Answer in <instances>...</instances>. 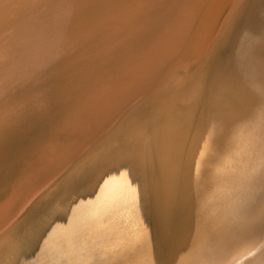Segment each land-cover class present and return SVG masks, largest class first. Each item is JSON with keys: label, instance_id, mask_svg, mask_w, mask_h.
Wrapping results in <instances>:
<instances>
[{"label": "bare ground", "instance_id": "1", "mask_svg": "<svg viewBox=\"0 0 264 264\" xmlns=\"http://www.w3.org/2000/svg\"><path fill=\"white\" fill-rule=\"evenodd\" d=\"M174 1L179 9L186 0ZM216 1L200 0L203 11L195 10L190 20L194 44L187 41L169 56H193L200 32L214 19ZM254 1L218 75L204 74L191 94L176 98L173 106L185 103L188 109L152 129L130 121L118 145L89 161L82 173L77 169L67 185L45 192L29 214L1 233L0 264H264V200L251 202L264 173V0ZM49 33L39 37L57 39ZM157 59L137 71L145 69L142 75L152 79L164 60ZM171 111L157 108L141 119Z\"/></svg>", "mask_w": 264, "mask_h": 264}, {"label": "rangeland", "instance_id": "2", "mask_svg": "<svg viewBox=\"0 0 264 264\" xmlns=\"http://www.w3.org/2000/svg\"><path fill=\"white\" fill-rule=\"evenodd\" d=\"M104 1L0 0V97L4 96L0 99V235L38 204L45 192L67 185L88 163L118 145L117 136L130 121L140 120V129H152L188 109L185 103L173 105L191 94L204 74L218 75L255 3L217 0L213 23L200 32L193 56H178L179 50L172 58L168 53L192 41L190 22L195 10L203 11L200 0H186L179 9L174 0ZM52 31L57 34L54 41L39 37ZM159 54L165 56L163 62ZM148 59L162 62L151 75L156 76L148 77L150 81L142 75L145 69L137 71ZM165 106L173 111L158 122L141 119ZM138 136L136 143L142 141Z\"/></svg>", "mask_w": 264, "mask_h": 264}, {"label": "snow or ice", "instance_id": "3", "mask_svg": "<svg viewBox=\"0 0 264 264\" xmlns=\"http://www.w3.org/2000/svg\"><path fill=\"white\" fill-rule=\"evenodd\" d=\"M261 94L264 96V85H261ZM261 189L259 193H254L252 196V203L254 204L255 201L259 198L264 200V173L261 174ZM262 219H264V209H262Z\"/></svg>", "mask_w": 264, "mask_h": 264}]
</instances>
